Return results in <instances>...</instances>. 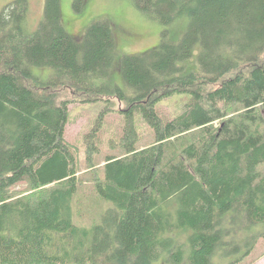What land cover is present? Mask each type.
Here are the masks:
<instances>
[{
	"label": "trees",
	"instance_id": "obj_1",
	"mask_svg": "<svg viewBox=\"0 0 264 264\" xmlns=\"http://www.w3.org/2000/svg\"><path fill=\"white\" fill-rule=\"evenodd\" d=\"M130 1L165 26L142 53L117 47L108 18L72 35L60 0H46L35 30L28 0L0 13V264H153L164 253L165 264H210L264 246V0ZM79 93L124 102L127 120L123 152L106 156L89 192L107 210L89 225L76 221L66 138ZM173 96L182 107L166 116L159 105Z\"/></svg>",
	"mask_w": 264,
	"mask_h": 264
},
{
	"label": "rangeland",
	"instance_id": "obj_2",
	"mask_svg": "<svg viewBox=\"0 0 264 264\" xmlns=\"http://www.w3.org/2000/svg\"><path fill=\"white\" fill-rule=\"evenodd\" d=\"M14 0H0V13L6 4ZM62 20L67 30L72 35H80L94 21L108 18L114 27L117 47L124 53H142L158 45L161 41V32L165 27L159 21L152 19L136 7L130 0H82L80 11H77L75 0H60ZM29 12L27 18L28 27L35 30L43 15L46 0H28ZM186 18L182 19L171 28L170 39L177 41L187 28ZM186 22V23H185ZM116 78L120 81L121 75L117 71ZM62 95L70 96L75 92L69 88H61ZM85 95L79 96L70 104V116L66 125V138L76 148L77 152V176L81 190L79 193L81 204L76 221L81 225H89L100 212L101 216L107 210L101 203L94 204L89 200V192L94 179L101 173L108 154L119 155L123 152L121 142L118 139L123 135L124 123H127L126 115L121 112L125 103L112 98L106 100L87 101ZM182 97L173 96L164 99L160 103L161 112L166 115L175 114L182 107ZM141 128L140 146H147L153 142V134L143 121L138 125ZM92 133V135H91ZM98 133L95 141H91ZM94 143L97 148L94 147ZM23 192L25 187L15 189ZM27 192L24 191L23 194ZM30 194V193H28ZM94 198V196H92ZM182 243H186L187 234L179 236ZM187 250V246L185 247ZM232 254L226 259L213 257L210 264H264V246L258 244L251 253ZM168 259L164 253L153 264H165ZM181 264H191L188 256H185Z\"/></svg>",
	"mask_w": 264,
	"mask_h": 264
}]
</instances>
